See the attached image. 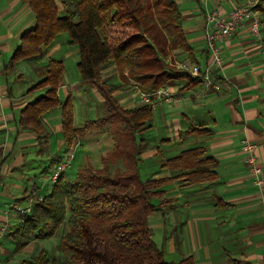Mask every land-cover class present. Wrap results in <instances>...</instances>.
I'll list each match as a JSON object with an SVG mask.
<instances>
[{"label":"crops","instance_id":"obj_1","mask_svg":"<svg viewBox=\"0 0 264 264\" xmlns=\"http://www.w3.org/2000/svg\"><path fill=\"white\" fill-rule=\"evenodd\" d=\"M61 1L55 0L59 12L63 9ZM175 1L192 54L175 50L168 61L173 60L177 69L179 62H191L203 73L210 63L204 38L206 15L213 9L227 14L244 0ZM34 26V13L24 0H0V264H19L42 250L48 252L49 264H72L64 260L59 249L61 232L49 238L54 251L43 242L49 239L36 237H30L17 251L8 234L24 219L16 208L25 205L29 188L39 196L48 193L52 185L50 174L65 150L72 149L62 136L59 109L42 116L47 132L43 146L32 129L21 127L18 122L24 106L45 91L30 90L35 83V66L44 65L49 58L62 60L64 71L57 96L60 101L71 96L75 128L90 119L84 113L78 115L75 99L88 105L93 95L104 108L103 96L95 85L80 82L79 73L69 75L66 66L77 64L78 50L62 33L41 58L20 60L28 63L25 68L32 67L30 74L21 70L18 62L9 66L21 35ZM263 29L262 25L264 36ZM218 45L222 65L212 68L211 74L217 88L205 87L202 76L198 85L187 89L185 79L167 82L175 100L159 101L152 108L151 127L143 134L152 148L141 155L139 163L143 180L170 177L172 172L162 167L168 158L203 146L206 157L217 160L216 177L198 184H188L183 178L172 179L165 187L166 197L176 201L171 208L149 216V225L153 234L159 229L169 260L190 256L194 264H264V185H255L242 151L244 140L256 145V163L264 177V56L261 43L246 24ZM100 79L120 85L115 97L125 108L142 105L132 97L131 79L119 76L114 64L101 70ZM193 126L203 130L192 129Z\"/></svg>","mask_w":264,"mask_h":264},{"label":"trees","instance_id":"obj_2","mask_svg":"<svg viewBox=\"0 0 264 264\" xmlns=\"http://www.w3.org/2000/svg\"><path fill=\"white\" fill-rule=\"evenodd\" d=\"M24 1L34 13L35 26L21 35L9 66L22 59L41 58L57 35L67 33L69 44L78 50L80 82L97 87L104 109L102 116L75 128L71 96L63 101L57 96L63 62L49 58L37 67L39 79L30 88L45 91L21 110L20 126L32 129L43 146L47 132L42 116L59 109L62 136L69 147L91 129L112 131L110 125L117 124L112 151L121 158L123 169L113 171L105 156L103 165L79 169L74 180H65L60 174L50 191L34 200L22 223L8 232L15 249L20 250L30 237L49 239L62 228L59 249L68 263L194 264L190 256L176 261L166 259L163 246L153 238L149 216L173 206L176 198L166 197L165 189L172 179L183 178L188 184L214 180L217 160L206 157L203 146L188 148L162 164L172 172L170 177L143 180L139 163L141 155L152 148L143 137L151 127L152 107L142 104L125 108L115 97L120 85L100 79L101 69L114 64L121 77L138 82L146 92H155L176 79H185L186 89L201 82L199 76L179 70L168 61L169 53L175 50L192 54L176 1L62 0L61 12L55 0ZM255 7L264 26V0ZM113 28L122 29L126 36L114 40ZM192 129L203 130L195 126ZM49 261L48 252L42 250L19 264Z\"/></svg>","mask_w":264,"mask_h":264},{"label":"built area","instance_id":"obj_3","mask_svg":"<svg viewBox=\"0 0 264 264\" xmlns=\"http://www.w3.org/2000/svg\"><path fill=\"white\" fill-rule=\"evenodd\" d=\"M257 0H244L241 4H236L227 13L222 15L217 9H213L206 15L204 38L206 47L210 55V63L206 71L201 73L198 67L191 63L186 62L179 64V69L188 72L192 76H202V83L205 87L217 85L212 82L211 74L212 68H220L222 65V58L220 46L218 42L231 36L236 29L242 24H246L252 36L261 43L262 55L264 56V36L261 31V21L259 11L256 9ZM135 91L138 96V102L150 106L156 105L159 101L171 103L175 100L174 94L165 86L161 87L155 92L143 91L139 83H133ZM256 145L249 141L244 140L242 151L246 155V161L250 166L251 174L255 177V185L261 187L264 185V177L261 175V167L256 163ZM68 158V157H67ZM62 159L57 163L49 179L54 183L58 176L66 169L70 159ZM42 196L35 193L34 189L29 188L27 196L25 197V205L17 207V211L21 216L29 213L31 205L34 200H40Z\"/></svg>","mask_w":264,"mask_h":264},{"label":"rangeland","instance_id":"obj_4","mask_svg":"<svg viewBox=\"0 0 264 264\" xmlns=\"http://www.w3.org/2000/svg\"><path fill=\"white\" fill-rule=\"evenodd\" d=\"M258 1L259 0H257V3H258ZM259 15H260V11H259ZM113 30H114L115 34L113 32H111V35L114 34L115 36H118V38L114 36V40L122 39L123 37L126 36L125 32L122 29L113 28ZM62 34L67 37V33L63 32ZM115 38H117V39H115ZM220 52H221V49H220ZM69 56H71V52H69ZM221 58H222V55H221ZM172 62H173V60H172ZM179 63L184 64L186 62H179ZM25 64H28V63H25L24 61H19L17 66H20L21 70H23V71L26 70L28 74L33 72L32 67L30 69L28 67L25 68ZM66 68H67V71L69 72L70 76H73V74L75 72H76V74L78 73V70H77L75 63L74 64L70 63L69 65L66 66ZM103 68L101 70H103ZM36 69H38V68L35 66V70H34L35 71L34 72L35 77L33 78L34 79L33 83L39 79V77L37 76V73H36ZM118 72H119V76H121L122 73L119 70H118ZM133 83H136V81L131 80L130 84H129V87L132 90V97L134 99H138V97H137L138 95L136 93H134V91H135L134 87L135 86H133ZM39 94L40 93L38 92L36 94V96H38ZM91 97H92V101L89 102L88 105H82L79 100L75 99L76 110H77V113L79 116L82 113H84V114L88 115V117L90 119H95V118H98V117L103 115V109L104 108H102V105L99 106V102L96 101L95 96L92 95ZM154 106H151V107L153 108ZM112 127H114L113 129H111L112 131H107V129H103V130L91 129V130L85 132V134L82 137L72 141V143H71L72 149H70L68 151H66L67 150L66 149L64 152L65 155L63 154L64 156L62 158V159H65L68 157L67 161H68V159H70L68 166L62 172V174H64V178L66 180H69V181L74 180L75 176H76V174L80 168H83V167H86L89 165L93 166V167H99V166L103 165L102 158L105 156L109 157L110 163H111V169L113 171H116L117 169H123V165H122L121 160H120L121 158L112 151V149L114 148V142H115L114 138H117V133L115 135L114 132L118 129L119 126L117 124H112V125H110V128H112ZM112 132H113V134H112ZM74 148H76V149L74 150ZM73 150H74V152H73ZM73 156H75V157L73 158ZM60 161H61V159L59 160V162ZM62 231H64V229L61 228L59 230V232L62 233ZM153 235L155 238L154 240L157 243H159L160 245L163 244L162 240L160 238L161 234L159 232V229H155ZM43 242L45 245L48 246L49 250L54 251L52 240H50V239L49 240H43ZM164 248H165V245H164ZM170 258L171 257L166 255V259H170Z\"/></svg>","mask_w":264,"mask_h":264}]
</instances>
